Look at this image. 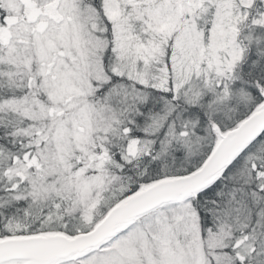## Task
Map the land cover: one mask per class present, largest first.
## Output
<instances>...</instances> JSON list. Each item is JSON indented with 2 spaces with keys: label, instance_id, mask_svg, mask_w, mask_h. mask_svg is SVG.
I'll return each mask as SVG.
<instances>
[{
  "label": "snow or ice",
  "instance_id": "snow-or-ice-1",
  "mask_svg": "<svg viewBox=\"0 0 264 264\" xmlns=\"http://www.w3.org/2000/svg\"><path fill=\"white\" fill-rule=\"evenodd\" d=\"M0 264H264V0H0Z\"/></svg>",
  "mask_w": 264,
  "mask_h": 264
}]
</instances>
